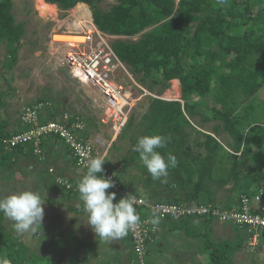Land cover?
Returning a JSON list of instances; mask_svg holds the SVG:
<instances>
[{
	"label": "trees",
	"instance_id": "obj_1",
	"mask_svg": "<svg viewBox=\"0 0 264 264\" xmlns=\"http://www.w3.org/2000/svg\"><path fill=\"white\" fill-rule=\"evenodd\" d=\"M45 1L63 11L85 3L91 9L93 23L103 32L140 34L136 40H115L112 46L136 82L149 91L156 86L167 87L174 78L180 82L181 100L149 97L139 121L144 127L134 130L136 135L132 137L135 144L144 135L168 137L166 146L157 150L174 154L178 166L169 170L166 182L153 180L133 150L122 158V165L136 170L135 174L125 178L121 168L112 170L124 189L131 186L130 192L152 202L207 204L216 202L219 186L232 183L234 195L223 201L226 209L238 208L240 195L251 196L259 188L264 190V98L248 101L264 85V0H228L223 6L217 0H116L107 10L98 6L103 0ZM12 5V0H0V39L5 43L8 66L17 59L23 33L22 23L14 20ZM240 92L247 100L242 108L237 97ZM255 112L261 116L255 118ZM195 116H200L202 121L198 126L192 123ZM49 118L56 119V113L42 116L41 121ZM134 120L130 113L120 136L128 133ZM212 120L216 122L212 131H204L201 125ZM17 121V128L8 130L7 122L0 120V136H10L27 127L20 118ZM221 132L232 137L230 150L218 139ZM58 141L74 164L70 150L57 135L42 140L43 152L46 154L47 144ZM258 153L262 156L256 157ZM20 155L35 156L28 143L5 149L0 142V166L15 165ZM105 160L104 165L111 167L110 159ZM52 179L57 188L53 176ZM66 179L76 185L75 179ZM58 189L67 196L78 195L72 188L58 186ZM140 212L147 214L145 210ZM3 217L0 212V258L8 259L11 264H58L55 257L35 254L3 226ZM211 223L209 217L185 216L167 218L159 224L162 229L168 227L171 231L183 230L186 234L205 237L199 247L205 261L198 264H234L235 252L250 235L244 226L231 224L236 229L234 239L214 240ZM192 224L199 226L201 232L192 231ZM258 238L264 241V229L259 231ZM124 241L127 242V236ZM129 243L127 264H134L132 260L136 256L131 240ZM156 246L157 240L148 246L151 249L147 248L149 262Z\"/></svg>",
	"mask_w": 264,
	"mask_h": 264
},
{
	"label": "rangeland",
	"instance_id": "obj_2",
	"mask_svg": "<svg viewBox=\"0 0 264 264\" xmlns=\"http://www.w3.org/2000/svg\"><path fill=\"white\" fill-rule=\"evenodd\" d=\"M12 3L14 20L16 23H22L23 33L17 59L12 66H8L5 43L0 39V120L7 122L8 130L17 128L19 125L17 120L22 108L44 99L47 108L43 116L50 112L56 113L57 117L63 112L79 115L87 124V131L108 139L111 134L108 125L100 121L105 113L97 107L101 98L99 92L89 84L79 83L68 75L62 62L64 46L51 40V35L56 32L71 33L74 29L81 28V24L87 21L82 18L83 14L88 19L91 13L89 5L76 4L73 8L63 11L56 5L47 4L45 0H12ZM114 3L116 0H103L98 6L102 10H107ZM139 36L140 34L114 35L112 41L136 40ZM121 80L134 99L131 114L135 120L128 133L120 136L122 129L105 156L110 159L112 170L121 168V173L127 178V175L131 176L137 171L123 167L122 158L133 153L135 141L132 137L136 135L134 130L144 127L139 121L147 109L149 97L181 100V89L178 79L176 81L171 79L167 87L156 86L152 91L136 82L130 72L129 75H123ZM237 97L240 101L239 108H242L247 100L243 98L241 92ZM262 98H264V85L248 98V101ZM211 103L216 105L214 101ZM255 114V118H259L257 115L261 116V113L255 112ZM201 122L200 116H195L192 123L198 126ZM215 123L212 120L201 126L204 131L209 132L212 131ZM218 139L222 144L227 145L226 148L229 147L228 150L231 149L230 135L221 132ZM64 149L59 142L47 144L44 161L38 160L36 156L20 155L15 165L0 166V198L25 189H36L46 199L43 225L36 234L17 235L13 230V222L5 216L2 221L3 226L24 241L35 254L55 257L58 264H127L129 234L127 243L122 241L125 237L111 242L96 237L90 226L86 224L87 213L84 211L79 194L67 196L66 192L60 191L58 186L56 188L52 183L54 175L49 173V167L54 169L55 174L76 181L86 172L72 163L70 155ZM261 156L258 153L256 157ZM231 186L232 183H227L217 188L215 205L223 207L226 197L234 195ZM131 190L133 188L129 186L127 191ZM140 191L141 189H138V192ZM211 220L210 234L214 240L235 238L236 229L231 228V223L219 222L212 218ZM192 225L194 226L192 231L201 232L199 226ZM159 230L161 232L159 231L158 240L163 241L161 246L163 249L162 252L154 249L150 254L154 259H152L153 264H198V261H205L199 249L205 237L186 234L183 230L171 231L168 227L163 229L159 227ZM247 243L248 241H245L243 247L235 252L234 264H264V241L258 238L252 248ZM149 249L151 248L148 247ZM195 252L197 256H194ZM116 255L119 256L115 257Z\"/></svg>",
	"mask_w": 264,
	"mask_h": 264
},
{
	"label": "built area",
	"instance_id": "obj_3",
	"mask_svg": "<svg viewBox=\"0 0 264 264\" xmlns=\"http://www.w3.org/2000/svg\"><path fill=\"white\" fill-rule=\"evenodd\" d=\"M81 25L80 29H74L72 32L81 36L82 40L57 41L53 38V34L51 40L64 46L62 62L68 75L79 83L89 84L99 92L101 98L97 107L105 113L100 121L108 125L110 137L106 139L102 135L88 134L86 132L87 124L83 118L67 112H63L56 119L49 118L46 121H41L47 108V102L40 100L24 106L20 111L19 118L21 123L27 126L25 129L10 136H0V142L5 148L28 143L32 146L33 154L39 160L44 161L46 157L41 148L42 140L45 137L57 135L70 150L75 166L79 169H86L88 159L97 156L106 158V151L124 129L134 99L126 84L121 80L122 76L129 75V72L113 49L112 37L114 35L100 30L93 23L91 16ZM103 168L104 174L111 177L115 183V187L109 191H115L118 199L130 193L137 200L136 207L141 223L128 233L136 256L132 260L134 264H150L147 259V248L157 239L160 231L159 223L153 225L150 222L153 210H155L159 222L167 218L202 216L223 223L244 226L250 235L247 240L250 247L256 245L259 231L264 229V190L262 188H259L251 196L240 195L239 206L236 209H226L214 203L205 204L195 201L190 203L152 202L124 189L117 181L111 167L103 165ZM48 171L54 175V181L59 188H72L76 191V185H73L64 176L55 174L52 167H49ZM81 203L83 206L82 201ZM141 210H145L147 214H142Z\"/></svg>",
	"mask_w": 264,
	"mask_h": 264
},
{
	"label": "clouds",
	"instance_id": "obj_4",
	"mask_svg": "<svg viewBox=\"0 0 264 264\" xmlns=\"http://www.w3.org/2000/svg\"><path fill=\"white\" fill-rule=\"evenodd\" d=\"M227 2L228 0H217L222 6ZM168 141L169 138L162 134L144 135L138 138L133 147L153 180H160L162 183L166 182L169 170L178 166L174 154H162L157 150L164 148ZM105 162L100 156L88 159L86 172L76 182V191L87 213L86 224L96 237L111 242L127 236L129 231L141 223V218L136 207L137 200L133 195L129 193L117 200V193L109 191L115 187V183L104 174ZM45 203L46 199L39 190L25 189L0 198V212L13 222V230L17 235L36 234L43 225ZM150 222L153 225L160 223L155 210ZM0 264L11 262L0 258Z\"/></svg>",
	"mask_w": 264,
	"mask_h": 264
},
{
	"label": "bare ground",
	"instance_id": "obj_5",
	"mask_svg": "<svg viewBox=\"0 0 264 264\" xmlns=\"http://www.w3.org/2000/svg\"><path fill=\"white\" fill-rule=\"evenodd\" d=\"M86 17V15L85 14H83V17L82 18H84L85 20H88V19H90V15H89V17H88V19H86L85 18ZM84 20V21H85ZM80 23V22H79ZM80 29V28H79ZM53 38L55 39V40H57V41H72V40H75V41H80V40H82L83 38L81 37V36H79V35H77V34H75L74 32H71V33H69V32H56V33H54L53 34ZM177 79H172V81H176ZM169 97V96H168Z\"/></svg>",
	"mask_w": 264,
	"mask_h": 264
},
{
	"label": "crops",
	"instance_id": "obj_6",
	"mask_svg": "<svg viewBox=\"0 0 264 264\" xmlns=\"http://www.w3.org/2000/svg\"><path fill=\"white\" fill-rule=\"evenodd\" d=\"M77 4H79V3H77ZM83 4H85V3H83ZM86 5V4H85ZM91 14V13H90ZM6 129H9L8 128V126L6 127ZM59 142V141H58ZM57 142V143H58ZM59 143H61V141L59 142ZM72 161V160H71ZM161 232V231H160ZM161 234V233H160ZM160 236V235H159ZM123 239V238H122ZM160 239V238H159ZM163 239V238H162ZM123 242H125L124 241V239L122 240ZM157 241H158V246H156V247H154V248H152V250H154V249H157V250H159L158 252H162V249L163 248H161V246H163V241H161V242H159L160 240H158V237H157ZM127 243V242H126ZM153 252V251H152ZM116 253L118 254V251L116 250ZM117 256H119V255H116L115 257H117ZM129 256V255H128ZM153 256L151 255V257H150V259H151V262H152V264H153V262L154 261H152V258ZM154 260V259H153ZM187 264V263H186Z\"/></svg>",
	"mask_w": 264,
	"mask_h": 264
}]
</instances>
